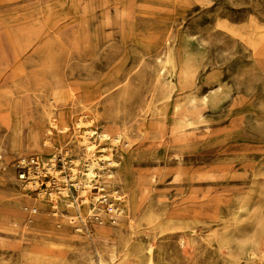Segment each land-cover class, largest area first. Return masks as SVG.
I'll return each instance as SVG.
<instances>
[{
    "label": "rangeland",
    "instance_id": "1",
    "mask_svg": "<svg viewBox=\"0 0 264 264\" xmlns=\"http://www.w3.org/2000/svg\"><path fill=\"white\" fill-rule=\"evenodd\" d=\"M0 264H264V0H0Z\"/></svg>",
    "mask_w": 264,
    "mask_h": 264
},
{
    "label": "bare ground",
    "instance_id": "2",
    "mask_svg": "<svg viewBox=\"0 0 264 264\" xmlns=\"http://www.w3.org/2000/svg\"><path fill=\"white\" fill-rule=\"evenodd\" d=\"M8 34H9V32H8ZM8 36H10V35H8ZM9 38V37H8ZM11 41V40H10ZM13 45V44H12ZM13 50H15V49H13ZM14 52V51H13ZM16 53V52H15ZM13 55H14V53H13ZM16 58V57H15ZM17 59H19V58H17ZM12 67V66H11ZM60 90V89H59ZM64 90V89H63ZM55 91V90H54ZM65 92H66V90H65ZM65 94V93H64ZM37 133V135H38V132H36ZM37 135L35 134V133H33L32 134V140L34 141V145H38V141H37ZM110 157H111V155H110ZM122 162V164H123V162H124V158H123V155H122V157H120V161H117V162H114V165L115 164H117V165H119V163H121Z\"/></svg>",
    "mask_w": 264,
    "mask_h": 264
},
{
    "label": "built area",
    "instance_id": "3",
    "mask_svg": "<svg viewBox=\"0 0 264 264\" xmlns=\"http://www.w3.org/2000/svg\"><path fill=\"white\" fill-rule=\"evenodd\" d=\"M29 161H30L29 164L38 165V161L35 158H31ZM23 175L24 174L21 173V176H23Z\"/></svg>",
    "mask_w": 264,
    "mask_h": 264
}]
</instances>
